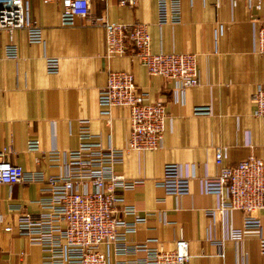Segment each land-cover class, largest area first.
Returning a JSON list of instances; mask_svg holds the SVG:
<instances>
[{
    "label": "crops",
    "instance_id": "crops-1",
    "mask_svg": "<svg viewBox=\"0 0 264 264\" xmlns=\"http://www.w3.org/2000/svg\"><path fill=\"white\" fill-rule=\"evenodd\" d=\"M0 4L26 6L39 26L41 43H28L25 31L15 29L12 40L16 58L4 56L7 33L0 30V150L4 158L25 172L44 178L63 172L48 160L49 150L68 151L78 146V121L87 120L90 140L123 149L129 133L128 109L112 107L108 119L99 114L97 92L105 83L106 70L125 71L146 94V102L163 104L166 119L160 148L125 150L113 171L127 181H138L122 190L124 205L134 209L123 216L144 217L124 234L127 245L172 250L182 237L188 246L187 264H264L258 239L264 238V208L257 235L232 239L230 230L241 227L242 213L227 211L210 217L207 210L217 198L203 191L202 178L214 176L213 153L225 150L224 163L234 164L254 156L264 164V116H254L251 95L264 84V55L255 52L253 18L264 22V4L247 8L241 0H179V21L157 24L155 0H137L132 7L116 0L90 2L92 16L109 22L146 25L152 53L192 52L196 56L198 83L174 90L158 75H148L133 55L104 58L103 29L76 18L61 25L58 1L0 0ZM58 60L56 73H48L44 59ZM194 106H209V114H194ZM30 141L37 149H28ZM165 163H175L189 178L188 193L165 194L156 184ZM44 182L0 185V264H41L39 246L16 232V211H40L38 199L46 195ZM10 226V231L3 228ZM121 230V228L119 229ZM108 264L132 263L145 252L116 253L111 245L98 247Z\"/></svg>",
    "mask_w": 264,
    "mask_h": 264
},
{
    "label": "built area",
    "instance_id": "built-area-1",
    "mask_svg": "<svg viewBox=\"0 0 264 264\" xmlns=\"http://www.w3.org/2000/svg\"><path fill=\"white\" fill-rule=\"evenodd\" d=\"M58 1L61 5L59 22L72 25L82 18L89 25L103 29V57L133 55L148 75H158L172 84L174 90L198 83L196 56L192 52L152 53L146 25L139 22H109L95 17L90 12L92 0H44ZM105 2L106 0H99ZM121 6L132 7L137 0H116ZM236 1V0H232ZM247 8L258 9L264 0H241ZM157 24L179 21V0H155ZM254 26L255 52L264 55V22L252 20ZM15 29L25 31L28 43H41V31L29 17L26 6L0 4V30L7 33L4 46L6 58H16V47L12 40ZM48 73H56L58 60L44 59ZM146 94L134 83L133 76L125 71L106 70L105 83L97 92L100 116L108 119L112 107L128 109L129 133L125 148L102 146L90 140L87 120L78 121V146L73 150L47 152L48 160L61 165L63 172L47 178L40 172H25L18 165L5 160V150H0V185L18 182H44L46 195L38 199L40 211L27 212L20 207L16 211L15 230L26 237L31 245L40 247L41 264H108L107 256L99 251L101 244L111 245L116 253L135 252L142 249L145 254L132 263L115 264H187L188 246L179 237L172 250L149 248L145 244L127 245L124 234L134 229L137 221L144 217L134 215L131 222L123 216L134 213L131 206L124 205L122 190L133 188L138 181H127L113 171V165L122 159L125 150L136 152L160 148L166 114L159 101L146 102ZM254 116H264V84H257L251 95ZM194 114H209V106H194ZM28 149L36 150L37 142L30 141ZM225 150L216 148L213 162L214 176L202 178L203 191L217 198V205L207 210L210 217H222L227 211L242 213L240 228L230 230L232 239L257 235L260 220L258 211L264 208V164L254 156H248L234 164L224 163ZM189 178L181 176L175 163H165L156 184L165 194L181 196L188 193ZM121 228V230H119ZM12 228L6 226L4 231ZM258 249L264 255V238L258 239Z\"/></svg>",
    "mask_w": 264,
    "mask_h": 264
}]
</instances>
